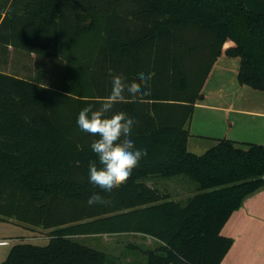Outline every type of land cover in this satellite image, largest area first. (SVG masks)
<instances>
[{
  "label": "trees",
  "instance_id": "1",
  "mask_svg": "<svg viewBox=\"0 0 264 264\" xmlns=\"http://www.w3.org/2000/svg\"><path fill=\"white\" fill-rule=\"evenodd\" d=\"M221 55L239 59V85L264 93V0L0 2V222L49 231L46 246L14 245L1 264H110L78 238L125 235L158 243L127 246L130 263L222 264L233 245L223 227L264 189V146L207 138L204 154L188 152ZM141 72L148 94L113 111L136 121L147 155L107 194L89 183L95 137L78 113L99 107L113 75ZM179 177L198 188L183 205L145 183ZM93 192L105 202L90 206Z\"/></svg>",
  "mask_w": 264,
  "mask_h": 264
},
{
  "label": "crops",
  "instance_id": "2",
  "mask_svg": "<svg viewBox=\"0 0 264 264\" xmlns=\"http://www.w3.org/2000/svg\"><path fill=\"white\" fill-rule=\"evenodd\" d=\"M228 47L227 43L224 49ZM239 64V59L225 55H221L214 64L202 90L203 100L195 105L188 126L192 137L188 140L187 149L193 143V149L201 151L199 154L192 150V154L198 153L200 156L212 146L203 140L207 138L264 146V93L239 85ZM7 223L19 225L13 221ZM42 232L41 235L33 233L30 238L38 239L45 235L48 241L49 231ZM221 233L233 240L222 264H264V189L243 201ZM1 243L3 247L8 241L3 240ZM124 264L142 263L128 261Z\"/></svg>",
  "mask_w": 264,
  "mask_h": 264
},
{
  "label": "clouds",
  "instance_id": "3",
  "mask_svg": "<svg viewBox=\"0 0 264 264\" xmlns=\"http://www.w3.org/2000/svg\"><path fill=\"white\" fill-rule=\"evenodd\" d=\"M148 81L149 76L143 72L137 74V81H129L123 74L113 75L109 94L99 101V107L89 104L78 113L79 129L95 137L90 143L96 159L88 162L89 183L104 193L112 194L126 184L147 155V150L137 147L131 138L136 121L124 111L113 109L128 98L147 95ZM104 202L98 192L87 201L90 206Z\"/></svg>",
  "mask_w": 264,
  "mask_h": 264
},
{
  "label": "rangeland",
  "instance_id": "4",
  "mask_svg": "<svg viewBox=\"0 0 264 264\" xmlns=\"http://www.w3.org/2000/svg\"><path fill=\"white\" fill-rule=\"evenodd\" d=\"M228 45L231 46L230 42H228ZM192 150L201 154V151H199L200 149H193V143L190 144L188 152L191 153ZM198 153L196 154L198 155ZM145 183L149 186L157 188L164 194H168L173 200L178 201L182 205L187 198L194 196L198 192L196 185H193L187 179L185 180L184 177L169 180L149 179L146 180ZM33 231L37 232H32V229L24 226L0 222V243L3 240L8 241L6 246H0V264L6 259L11 246L29 244L43 247L48 244L44 234H42L44 237L38 239L30 238L33 233H40L41 235V232L43 231L42 229L41 231L33 229ZM78 239L82 242L81 244L85 246H91L101 252L108 254V256H111L110 264H123L128 262L130 259L133 260L134 258L132 252L125 251V248L129 245L139 246L142 249H154L158 246V243L150 238L135 235L92 238L84 237Z\"/></svg>",
  "mask_w": 264,
  "mask_h": 264
},
{
  "label": "built area",
  "instance_id": "5",
  "mask_svg": "<svg viewBox=\"0 0 264 264\" xmlns=\"http://www.w3.org/2000/svg\"><path fill=\"white\" fill-rule=\"evenodd\" d=\"M4 245L3 243H0V246Z\"/></svg>",
  "mask_w": 264,
  "mask_h": 264
}]
</instances>
